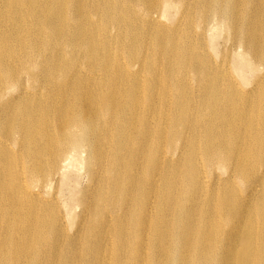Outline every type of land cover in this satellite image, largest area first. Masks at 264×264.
<instances>
[{
    "label": "bare ground",
    "instance_id": "6f19581e",
    "mask_svg": "<svg viewBox=\"0 0 264 264\" xmlns=\"http://www.w3.org/2000/svg\"><path fill=\"white\" fill-rule=\"evenodd\" d=\"M0 264H264V0H0Z\"/></svg>",
    "mask_w": 264,
    "mask_h": 264
},
{
    "label": "rangeland",
    "instance_id": "374dc122",
    "mask_svg": "<svg viewBox=\"0 0 264 264\" xmlns=\"http://www.w3.org/2000/svg\"><path fill=\"white\" fill-rule=\"evenodd\" d=\"M177 9L169 8L167 10V17L165 22L174 23L177 17ZM214 35L216 37L214 38ZM212 36H207V42L209 47H211L210 52L211 54L216 57L220 55L222 49L224 50L228 48L230 45L226 42V37H222L221 31L215 32ZM215 49H214V48ZM226 47V48H225ZM234 53V52H233ZM239 65V64H238ZM83 164L79 160H75L73 165H71L64 173V176H61V180L59 183V202L62 206H66V211L71 212L76 208V204L78 201L79 191L85 186L86 184V173ZM82 167V168H81ZM81 168V169H80ZM82 172V173H81ZM54 189V185L51 186L50 190Z\"/></svg>",
    "mask_w": 264,
    "mask_h": 264
}]
</instances>
